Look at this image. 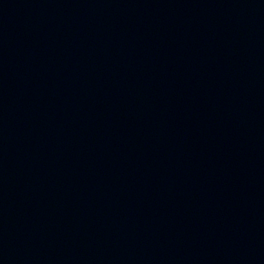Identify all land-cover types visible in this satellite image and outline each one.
I'll return each instance as SVG.
<instances>
[{
  "label": "water",
  "instance_id": "95a60500",
  "mask_svg": "<svg viewBox=\"0 0 264 264\" xmlns=\"http://www.w3.org/2000/svg\"><path fill=\"white\" fill-rule=\"evenodd\" d=\"M0 264H264V0H0Z\"/></svg>",
  "mask_w": 264,
  "mask_h": 264
}]
</instances>
